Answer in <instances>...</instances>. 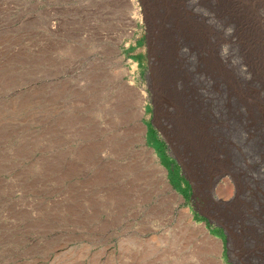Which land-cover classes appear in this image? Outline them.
Returning a JSON list of instances; mask_svg holds the SVG:
<instances>
[{"label":"rangeland","instance_id":"374dc122","mask_svg":"<svg viewBox=\"0 0 264 264\" xmlns=\"http://www.w3.org/2000/svg\"><path fill=\"white\" fill-rule=\"evenodd\" d=\"M209 1L211 71L150 0H0V264H264V48Z\"/></svg>","mask_w":264,"mask_h":264},{"label":"bare ground","instance_id":"6f19581e","mask_svg":"<svg viewBox=\"0 0 264 264\" xmlns=\"http://www.w3.org/2000/svg\"><path fill=\"white\" fill-rule=\"evenodd\" d=\"M164 2H160V1H156V0H150V4L147 6V7H149L148 8V11L153 15V17L150 19V20H152L153 22H154V31H155V28L156 27H158V25L160 26V28H162L161 30H160V32H159V35H158V37H159V39L160 38H164V39H166L165 40V42L167 41V36H168V32H167V28H169V22H170V20L172 19L171 17L172 16H175L176 15V19H174L175 20V22H173L172 20V22L173 23H171V24H173V25H177V22H178V20H179V18H180V22L181 23H184V28H185V30H186V32H187V34H188V38H189V41L192 43V44H189V45H186V48H187V50L189 51V53H191L192 54V49H191V47H193V46H195L196 47V49L197 50H199L202 54H204L205 56H204V61H205V64H206V67L205 68H207L208 69V71H211V70H209L211 67H212V64H213V57H215V58H219L218 60H219V63L220 62H224V63H226V64H229V61H230V59H231V53H230V51L228 50L227 51V49H224V50H220V52H218V54L215 52V45L214 44H212L211 42H210V38H209V36H211V34H210V31H209V29H207V27H206V25H205V21H212L213 20V13H215V12H217V13H215L214 14V17H218V18H220V16H222L223 15V13H222V11L217 7V8H215L214 9V4L212 5L211 3H209L210 1L209 0H163ZM230 1V3L231 2H233L232 4H237L238 6L240 5V7L241 8H243L242 10L243 11H246L247 13H245V14H242V12L239 14V17H241V21H236V20H234V19H230V21H228V25H226L227 26V29L226 30H224L222 27H224V26H221V24H220V22H219V26H220V29L223 31V34H224V37H226L228 40H226V44L229 46H232L233 44H234V42L236 41H233V39H234V35L235 36H237L238 37V31H242V30H240V28H246L247 29V31L249 32V35H250V37H249V39H250V41H251V43L253 44V45H256V46H258L259 48H264V42L262 43V42H260L259 44L258 43H255L256 42V40L259 38V33H258V26H259V24H264V9H261V11H259V9H258V5L260 4V6H262L263 5V3H261L262 2V0H260L259 1V3H257L258 1H250V2H246L245 1V3L243 2H241L240 0H228V1H223V3H227L226 4V7H228L230 4L228 3ZM264 2V1H263ZM156 3H162V5H161V7L159 8L158 7V9H157V11H155V9H154V7H155V4ZM247 3V4H246ZM176 4V5H175ZM244 4H246V5H249V4H256L255 6H253L252 5V8L250 9L249 8V6H246V8H245V5ZM177 5L179 6L178 8L179 9H177L176 7H177ZM218 6H219V3L217 4ZM200 6V8H202L203 9V11L201 10H199V7ZM213 6V7H212ZM225 7V6H224ZM223 6H222V8H224ZM264 7V6H263ZM262 7V8H263ZM229 8V7H228ZM226 9V8H225ZM224 9V10H225ZM238 10V9H237ZM178 11L180 12L179 14H177L178 13ZM226 12V11H225ZM228 13H230L229 14V16H231L232 17V15H235V13H236V11L235 10H231V11H229ZM227 13V14H228ZM226 14V13H225ZM237 14V13H236ZM163 15V16H162ZM223 16H225V15H223ZM222 16V17H223ZM228 16V17H229ZM238 16V15H237ZM221 17V18H222ZM234 17V16H233ZM220 18V19H221ZM167 21V22H166ZM169 21V22H168ZM217 21H219V20H217ZM179 22V23H180ZM224 23V22H223ZM224 24H226V23H224ZM174 27V26H173ZM262 30L264 31V28H262ZM170 33V32H169ZM171 33H172V30H171ZM174 33V32H173ZM176 33V32H175ZM193 33V35H191ZM240 33V32H239ZM244 33V32H243ZM180 34V33H179ZM175 35V34H174ZM241 36V35H240ZM245 36V35H244ZM247 36V35H246ZM182 38V40H186L184 37H181ZM240 38V37H239ZM244 38V37H243ZM246 38H248V37H246ZM260 39H262L261 37H260ZM175 40V39H174ZM173 40V41H174ZM229 40H231V41H229ZM263 40H264V38H263ZM160 41V40H159ZM178 41V40H177ZM176 41V42H177ZM238 41L240 42V40L238 39ZM258 42H259V40H257ZM158 42V41H157ZM179 42V41H178ZM164 42L161 40V49L160 50H162L163 48H162V44H163ZM185 43V42H184ZM248 43V42H247ZM157 44V43H156ZM155 44V45H156ZM169 44V43H168ZM181 44V43H180ZM187 44V43H186ZM159 45V44H158ZM164 45V44H163ZM171 45V44H170ZM176 45H178V44H176ZM160 47V46H159ZM158 47V48H159ZM171 47V46H170ZM251 47V46H250ZM168 48V47H167ZM171 48H173V47H171ZM257 48V47H256ZM159 50V51H160ZM168 50H170V49H168ZM195 50V49H194ZM245 50V49H244ZM260 50V49H259ZM242 51V50H241ZM257 51H258V49H257ZM262 51V50H261ZM172 52V51H171ZM161 53V52H160ZM261 53H263V52H261ZM162 54V53H161ZM176 54V53H175ZM170 55H167L166 56V60H169V58H173V57H169ZM251 56V55H250ZM255 56V55H254ZM162 58V57H161ZM246 58V57H245ZM263 58V57H262ZM177 59V58H176ZM182 59V58H181ZM257 59V58H256ZM172 61V60H171ZM203 61V62H204ZM247 61V60H246ZM249 61V60H248ZM250 62V61H249ZM166 63V62H165ZM171 64V63H170ZM246 64H248L247 62H246ZM166 65V64H165ZM235 65V64H234ZM252 65V64H251ZM254 65V64H253ZM258 65V64H257ZM264 65V64H263ZM163 67V66H162ZM167 66H165V68H166ZM173 67V66H172ZM247 67H248V65H247ZM252 67V66H251ZM254 67V66H253ZM171 68V67H170ZM256 68V67H255ZM172 69V68H171ZM249 69V68H248ZM252 69H254V68H252ZM257 69V68H256ZM254 71H255V69H254ZM253 71V72H254ZM258 71V70H257ZM240 72L242 73L243 72V70H240ZM261 72V71H260ZM252 73V72H251ZM255 73V72H254ZM160 74V73H159ZM158 74V75H159ZM207 74V73H206ZM244 74V73H243ZM256 74V73H255ZM258 75V74H257ZM260 75V74H259ZM264 77V76H263ZM262 77V78H263ZM172 78V77H171ZM160 79H161V76H160ZM164 80H166V79H164ZM165 82V81H164ZM165 84V83H164ZM161 85H163V84H161ZM171 86H172V84H170ZM156 89H158L157 90V92L159 93V95H160V97H161V95H163L162 94V90L160 89V87L158 86V87H156L155 88V91H156ZM168 90V89H167ZM171 90V89H170ZM170 92V91H169ZM174 92V91H173ZM165 95H166V93H164ZM170 94V93H169ZM174 96V94L172 95V94H170L169 96H168V98L170 97V100H171V97H173ZM190 96V95H189ZM165 98V97H164ZM163 98V99H164ZM167 97H166V99H168ZM180 99V98H179ZM165 100V99H164ZM169 100V99H168ZM167 100V101H168ZM180 100H182V99H180ZM172 101V100H171ZM173 102H175V101H173ZM179 102H181V101H179ZM177 103V102H176ZM178 104V103H177ZM162 105V104H161ZM171 105V103L169 104V106ZM175 105V104H174ZM166 108H168V107H166ZM172 109V108H171ZM178 110V109H177ZM178 117H181V116H178ZM187 117H188V115H187ZM174 120V119H173ZM172 120V121H173ZM190 120V119H189ZM177 121V120H176ZM181 122V121H180ZM189 124V123H188ZM187 124V125H188ZM173 125V124H172ZM176 125V124H175ZM127 126V125H126ZM206 127H207V125H206ZM172 130V129H171ZM175 133V135H173V140H174V142L175 143H178L179 144V146L182 148L183 147V145H182V143H180V140L182 139L180 136H181V134L182 133H180V132H174ZM191 143V142H190ZM185 144V143H184ZM189 144V143H188ZM186 145V144H185ZM191 146H192V144H191ZM189 147V146H188ZM184 149V148H183ZM185 151V150H184ZM194 155V154H193ZM196 155V154H195ZM199 157V156H198ZM190 158V160L192 161V158H191V156L189 157ZM188 159V158H187ZM199 160H202L203 162H201V161H192L191 163L193 164V165H201V166H203L204 165V163H205V158L204 157H200V158H198ZM197 159V160H198ZM189 160V159H188ZM189 160V161H190ZM194 168V167H193ZM203 171V170H202ZM228 172H226V171H224L222 168H221V171H217V170H214L211 174H209V172H207L206 171V173H202L204 176H205V178L203 177V176H201V178L199 177V179H204L203 180V182H205V184H204V186H203V188H207V186L208 187H215L216 189H219L220 187H219V185H216V180H214V179H217V178H220V177H223V176H225L226 174H227ZM207 178H209V179H207ZM212 178V180H210ZM234 178V177H233ZM230 211V210H229ZM228 219H229V217H227ZM227 219V220H228ZM229 221V220H228ZM227 222V221H226Z\"/></svg>","mask_w":264,"mask_h":264},{"label":"water","instance_id":"95a60500","mask_svg":"<svg viewBox=\"0 0 264 264\" xmlns=\"http://www.w3.org/2000/svg\"><path fill=\"white\" fill-rule=\"evenodd\" d=\"M206 219H207V217L206 216H204Z\"/></svg>","mask_w":264,"mask_h":264}]
</instances>
